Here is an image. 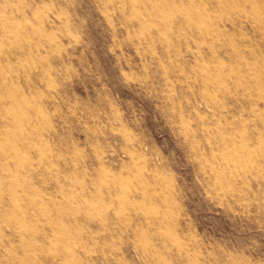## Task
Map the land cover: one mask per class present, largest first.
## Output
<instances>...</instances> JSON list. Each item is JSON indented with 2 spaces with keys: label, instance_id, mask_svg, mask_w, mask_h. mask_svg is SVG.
<instances>
[{
  "label": "rangeland",
  "instance_id": "obj_1",
  "mask_svg": "<svg viewBox=\"0 0 264 264\" xmlns=\"http://www.w3.org/2000/svg\"><path fill=\"white\" fill-rule=\"evenodd\" d=\"M0 264H264V0H0Z\"/></svg>",
  "mask_w": 264,
  "mask_h": 264
},
{
  "label": "bare ground",
  "instance_id": "obj_2",
  "mask_svg": "<svg viewBox=\"0 0 264 264\" xmlns=\"http://www.w3.org/2000/svg\"><path fill=\"white\" fill-rule=\"evenodd\" d=\"M251 76V75H250ZM179 106V105H178ZM212 141V140H211Z\"/></svg>",
  "mask_w": 264,
  "mask_h": 264
}]
</instances>
